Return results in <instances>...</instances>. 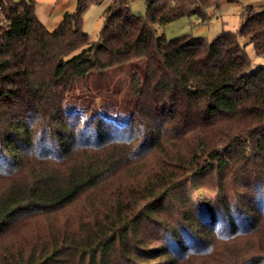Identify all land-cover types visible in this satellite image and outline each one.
<instances>
[{
	"label": "trees",
	"instance_id": "trees-1",
	"mask_svg": "<svg viewBox=\"0 0 264 264\" xmlns=\"http://www.w3.org/2000/svg\"><path fill=\"white\" fill-rule=\"evenodd\" d=\"M101 1L78 0L50 32L32 2L0 0V264H183L253 243L264 65L253 69L245 47L264 59V11L208 43L157 27L236 0H148L146 18L135 0H112L92 41L82 17ZM95 79L101 103L88 109L79 83L94 95ZM40 219L44 232L12 237ZM259 241L233 264H264Z\"/></svg>",
	"mask_w": 264,
	"mask_h": 264
},
{
	"label": "rangeland",
	"instance_id": "rangeland-1",
	"mask_svg": "<svg viewBox=\"0 0 264 264\" xmlns=\"http://www.w3.org/2000/svg\"><path fill=\"white\" fill-rule=\"evenodd\" d=\"M15 2H32L35 6V13L38 19L46 26L48 31H55L61 24L64 15L68 13H75L77 10L78 0H13ZM147 1L148 0H135L131 9L135 15L142 18L147 16ZM112 3V0H102L99 3L91 4L88 9L84 12L82 17V29L89 36L92 41H98L100 34L104 28L106 20V9ZM264 11V0H236L233 2H224L219 6H215L207 9V20L203 21L198 16H191L179 19L172 23L167 24L164 27H157L158 35H164L168 40L178 39L184 36H193L195 38H203L208 43L214 42L222 34L226 32L237 33L241 28V25L245 21L248 13L252 12H263ZM242 44L247 43L245 38L240 39ZM246 52L251 60L252 68L257 69L259 66L264 65V59L259 57L256 53L253 44L249 43L245 47ZM113 81L118 84L120 80L125 85L126 76L124 73H114ZM121 84V83H120ZM95 85H100L97 79L90 80L89 86L94 89L93 94L88 93L85 84L79 83V92L83 90L86 95L82 97V101H85L86 108H99L101 100L99 91L94 88ZM82 88V90H81ZM85 88L86 90H84ZM125 89V87H122ZM77 94V95H78ZM94 104V105H93ZM97 107V108H96ZM153 161V160H152ZM129 180L128 175L123 174L118 176L109 182L114 187L119 184L120 180ZM79 211L72 209L66 216H75ZM64 217V216H63ZM60 217L59 221H64L66 218ZM48 219H40L34 222L20 224L14 229L13 236L18 239L24 240V238H31L37 231L44 232L45 228L49 224ZM246 239H252L253 243H246V240L240 239L235 242H221L218 244V253L216 256H197L188 262L183 264H230L245 259L253 251V248L257 247L258 242L260 245V239L264 241V234L258 235L257 237H250ZM217 261H220L217 263Z\"/></svg>",
	"mask_w": 264,
	"mask_h": 264
}]
</instances>
